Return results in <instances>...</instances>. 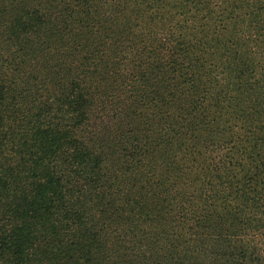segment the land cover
I'll use <instances>...</instances> for the list:
<instances>
[{
    "label": "trees",
    "instance_id": "16d2710c",
    "mask_svg": "<svg viewBox=\"0 0 264 264\" xmlns=\"http://www.w3.org/2000/svg\"><path fill=\"white\" fill-rule=\"evenodd\" d=\"M114 1L0 0V264H264V90L186 33L264 5Z\"/></svg>",
    "mask_w": 264,
    "mask_h": 264
},
{
    "label": "rangeland",
    "instance_id": "374dc122",
    "mask_svg": "<svg viewBox=\"0 0 264 264\" xmlns=\"http://www.w3.org/2000/svg\"><path fill=\"white\" fill-rule=\"evenodd\" d=\"M116 1V0H115ZM114 1V2H115ZM216 4V3H214ZM264 5V2L261 0L260 6L262 7ZM245 9V8H244ZM247 12L246 10H241L237 11L236 15L240 16L238 20H243L247 19V16L244 14ZM252 10H250L251 14ZM251 16V15H250ZM197 21L195 24L191 27V29L187 30L186 33H188L191 41L197 46L202 49L203 53L209 52V54H213L214 58L215 56H220L222 52H226L228 50L229 54L235 57L234 54L238 53V55H243L241 56L243 59V63L245 65L251 66V72L246 74V77L241 80V83H253L256 84L258 87L262 88L264 90V78L262 75L264 74L261 70L264 68V59H262V56L264 55V24H262L260 27H254L256 28L257 32L256 35L251 34V42L247 43V46H245L246 43H243V41L246 39L248 34L244 33H239L241 31H238L236 28V36L235 34L229 35L227 37V42L223 43L222 46L219 45L218 43H215L213 47H208V43L203 44V41H205V34L210 35L211 37H215L216 35H220V29L221 27L214 29V25H211L210 32L206 33L205 32V27L207 25L206 20L200 19V18H195ZM189 25V24H186ZM256 26V25H253ZM240 37V38H239ZM221 39V42L223 39L221 36L219 37ZM246 41V40H245ZM207 42V41H206ZM242 43V44H241ZM147 47H150L152 44L145 43ZM215 54V55H214ZM147 55V53H146ZM146 58V57H145ZM246 58H254V63H249ZM147 60V58H146ZM216 60V59H215ZM212 59V56L210 57V60L207 64V67H212L215 71V76L216 78H222V79H228L230 82L233 81V79H236L238 77L236 70H233L236 68L237 63H229L227 62L224 66H219L217 60L215 61ZM168 61L165 59L164 63H167ZM229 75H232V77H229ZM213 78V77H212ZM230 90L233 91V94L236 95L237 91L236 88L232 85ZM209 96L212 94V91L208 92ZM217 95L213 91V96L209 98L210 101H215L217 99ZM196 99H198V96H196ZM199 100V99H198ZM200 103V106L204 104L205 99L197 101ZM187 107V106H186ZM199 110V109H198ZM208 119V118H207ZM255 124L260 125V129L262 130L261 132L264 134V114L260 116L259 122L255 121ZM257 135L255 137H262L264 136L262 133L255 132ZM214 141V139L209 140L207 142ZM208 147L210 145H207ZM206 146H203L205 148ZM261 148H264L263 146H260ZM217 154V152L215 153Z\"/></svg>",
    "mask_w": 264,
    "mask_h": 264
}]
</instances>
